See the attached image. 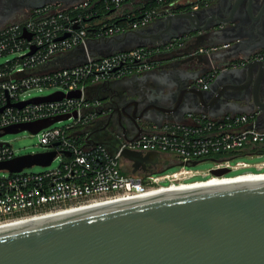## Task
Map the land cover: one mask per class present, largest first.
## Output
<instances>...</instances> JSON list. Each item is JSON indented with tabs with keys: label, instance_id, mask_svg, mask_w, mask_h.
I'll return each mask as SVG.
<instances>
[{
	"label": "built area",
	"instance_id": "1",
	"mask_svg": "<svg viewBox=\"0 0 264 264\" xmlns=\"http://www.w3.org/2000/svg\"><path fill=\"white\" fill-rule=\"evenodd\" d=\"M124 2L83 0L68 8L48 6L36 9L24 22L0 29V131L58 115L70 114L68 120H73L65 127L53 124L37 133L45 151H57L52 161L60 160L57 167L43 172L1 169L9 174L0 175V224L103 199L139 198L155 190L214 177L264 174L263 160L255 165L257 172L230 175L253 166L244 157L264 158V130L256 126L257 111L222 116L207 111L190 112V122L152 123L132 140L123 133L115 134L113 141L93 139L92 125L107 116L111 107L103 98L90 96L89 86L150 72L162 65L160 55L183 46L189 37L184 35L161 44L97 54L94 49L101 46L102 38L141 29L163 16L160 10L152 9L125 26L109 25L100 16L105 10L119 9ZM100 4L101 7L97 6ZM208 5L206 1L205 6ZM25 32L31 39L24 36ZM65 35L68 36L61 39ZM229 45L200 48L197 52L209 53ZM254 58L264 59V51ZM233 66H237L236 62ZM213 77L211 72L204 73L197 83L208 90ZM47 89L54 90L47 95L75 90L81 94L27 103L21 108L16 106L35 98H29L32 90ZM10 102L12 105H8ZM247 124L251 126L244 127ZM55 143L59 145L52 146ZM125 151L142 153L145 169L135 172V161L126 158ZM150 153L157 156L148 157ZM15 157L12 146L3 142L0 163ZM206 160L214 162L211 169H197L200 163L192 165ZM215 170L228 172L219 176ZM196 177L201 179L192 180Z\"/></svg>",
	"mask_w": 264,
	"mask_h": 264
},
{
	"label": "water",
	"instance_id": "2",
	"mask_svg": "<svg viewBox=\"0 0 264 264\" xmlns=\"http://www.w3.org/2000/svg\"><path fill=\"white\" fill-rule=\"evenodd\" d=\"M156 29H131L102 38L100 43L113 52L129 44L134 48L207 34L211 46L230 44L222 51L231 56L232 63L236 59L245 63L232 66L228 62L208 90L199 86L190 70L181 69L183 63L196 62L190 57L171 63L175 79L159 93L152 90L154 96L148 100L123 91L117 101L120 95L116 92L107 103L121 115L133 116L142 106L139 131L121 132L127 139L136 138L152 123L165 122V116L177 111L185 114L189 108L214 116L228 110L257 111L264 118V59L254 58L264 51V0H219L203 8L172 12L159 20ZM24 36L31 39L27 32ZM220 82L223 85L217 89ZM80 94V90L59 91L16 106ZM69 118L70 114L58 115L9 126L0 136L23 130L37 134ZM56 156V150L19 155L0 163V170L20 172L35 164L46 166ZM124 156L135 161V172L145 169L142 153L125 151ZM227 172L214 171L219 176ZM0 264H264V180L220 182L1 226Z\"/></svg>",
	"mask_w": 264,
	"mask_h": 264
},
{
	"label": "crops",
	"instance_id": "3",
	"mask_svg": "<svg viewBox=\"0 0 264 264\" xmlns=\"http://www.w3.org/2000/svg\"><path fill=\"white\" fill-rule=\"evenodd\" d=\"M137 1H140V0L130 1V2L125 3L123 6H121L116 11H113L109 15L105 16L103 18L104 21L114 19L118 16H122L132 11L134 9V3ZM195 1H198V0H178L177 2L172 3L169 7L164 8V13L162 17L154 20L148 26L143 27L141 29H147L153 32H157L156 28H157V24L159 20L163 19V17H165L169 13L179 11L177 9H179L182 6H188L189 7L188 10L195 9V6H197L196 3H195L196 5H194ZM215 1H219V0H210L209 3H213ZM204 6L205 4H203V6H200L199 8H203ZM132 47L133 46L129 44V45H125L122 49L123 50L130 49ZM207 47H212L211 38L207 34L203 35L199 33H194V34H191L187 38L183 46L174 48L170 51L163 53L162 55L159 56V59L162 60V63H163L162 67H167V66L169 67L171 63L173 62L184 61V60L189 59L190 57L195 58L196 62L183 63L182 67L183 68L185 67L186 69L190 70L193 74H195L197 79L204 73H207V72L213 73L214 77L211 82V85H212V83L214 82L218 74L220 73L221 68L224 67L231 60V56L227 55L226 54L227 52L225 53L224 51H222L224 50L225 47H222L220 49L221 51L217 50V52L216 51H211L209 53L197 52L200 48H207ZM95 50L98 51L97 54L100 53L103 55H107V54L115 52V51L112 52V49H105L104 44H102V46H100L98 49H94V51ZM130 77H134V76H130ZM122 80L91 85L88 88V94L90 96L101 97L106 102H108V100L111 97H114L116 95L117 84ZM222 85L223 84L220 82L216 88L219 89L222 87ZM199 110H191V108L187 110L185 109V112H184L185 114H182V116L179 119L166 120V121L190 122L191 118L189 117V113L190 112H201V110L200 111ZM220 112L221 111L219 110V113ZM238 113H250V112H233V111L228 110V111H225L223 114H238ZM248 126L250 127L251 124H247L244 127H248ZM256 126L259 129L264 130V118L259 116L256 120ZM91 135L93 139L97 141L106 142V141L115 140L113 133L110 131L108 115L100 117V119H98L92 125Z\"/></svg>",
	"mask_w": 264,
	"mask_h": 264
},
{
	"label": "flooded vegetation",
	"instance_id": "4",
	"mask_svg": "<svg viewBox=\"0 0 264 264\" xmlns=\"http://www.w3.org/2000/svg\"><path fill=\"white\" fill-rule=\"evenodd\" d=\"M81 1L83 0H0V29L14 23L24 22L29 17V14L36 9L48 6L68 8ZM204 23V20L200 22L201 25ZM231 60L229 61V64L233 66L234 63H232L233 61ZM235 62L237 66L242 63L241 60L237 59ZM162 66L163 63L160 67L155 68L150 72H146L145 74L133 75L134 77L128 76L125 79L123 78V80L121 79L122 81L117 84L116 92L120 95L123 91H130L131 93L137 94L136 98L140 95L141 100L152 98L154 96L153 91H161V89L166 87L176 77L174 71H172V67ZM180 67L182 70H188L185 67L183 68L182 64ZM121 97L123 96L120 95L116 100H121ZM146 104V102L142 103L144 106ZM110 107L111 109L108 111L107 115L111 132L116 131L121 133L125 130V132L127 131L129 134H135L139 131L140 125L143 123L139 118L142 116V106L135 112V115L130 117H126L119 112L114 111L115 106L111 105ZM182 113L183 111H177L170 116H165L164 119H179L182 116ZM152 117H156V115L153 114ZM158 117L160 116L157 115V118ZM162 118L161 115V119Z\"/></svg>",
	"mask_w": 264,
	"mask_h": 264
},
{
	"label": "rangeland",
	"instance_id": "5",
	"mask_svg": "<svg viewBox=\"0 0 264 264\" xmlns=\"http://www.w3.org/2000/svg\"><path fill=\"white\" fill-rule=\"evenodd\" d=\"M11 57H12V55H11ZM59 65L60 64H58L57 66H59ZM53 91L54 90H52V89H47L44 92H40L38 90H32L29 98L41 96V95H47V94L52 93ZM72 122H73V120L67 119V120H63V121L55 123L54 126L65 127V126L71 124ZM0 141L9 143L12 146L16 156L24 155V154H30V153L43 152L46 150V148L44 146L40 145L39 135L34 134L33 132H31L29 130H23V131L18 132V133H7L3 136H0ZM243 159L253 166L248 168V169H242V170H239L237 172L230 173V175L241 174V173H244L246 171L257 172L258 168L255 165L264 160V158H260L257 156H254V157L246 156ZM59 162H60V160L56 159L49 166H43V165L35 164L33 166L26 167L25 171L26 172H43L47 169L57 167ZM213 166H214L213 161L206 160V161L198 164L196 167L199 170H208V169H211ZM2 174L8 175L9 172L5 171V170H0V175H2ZM197 179H201V177H196L192 180H197Z\"/></svg>",
	"mask_w": 264,
	"mask_h": 264
},
{
	"label": "bare ground",
	"instance_id": "6",
	"mask_svg": "<svg viewBox=\"0 0 264 264\" xmlns=\"http://www.w3.org/2000/svg\"><path fill=\"white\" fill-rule=\"evenodd\" d=\"M232 180H264V174H255V175L254 174H244V175L236 176V177H220V178L214 177V178H211V179H208L202 182L193 183V184L174 185L166 189L155 190L151 194H147L145 196L160 194V193H165V192H171V191H176V190H182V189H187V188H193V187H198V186H204V185H209V184H215V183H220V182L232 181ZM129 199H134V197H119V198H114V199H103L100 201H94L92 203H89V204H86L80 207L58 209V210L50 211L44 214L32 215V216L24 217L21 219H16V220H13L7 223H1L0 227L11 225V224H16V223H21V222H26V221H31V220H36L40 218H45L49 216L59 215V214L68 213L72 211L82 210V209L91 208L95 206L129 200Z\"/></svg>",
	"mask_w": 264,
	"mask_h": 264
},
{
	"label": "trees",
	"instance_id": "7",
	"mask_svg": "<svg viewBox=\"0 0 264 264\" xmlns=\"http://www.w3.org/2000/svg\"><path fill=\"white\" fill-rule=\"evenodd\" d=\"M177 0H166V2L164 3H159L157 0H151V1H146V0H140L134 3V9L122 16H118L114 19L111 20H105L106 23H108L109 25H128L131 22H134L136 20H139L141 18V16L143 15L144 12L152 10V9H158L160 10L162 13H164V8L165 7H169L172 3H174ZM203 1H208V0H198L194 2V5H198L203 6V4H205V2ZM130 2V0H125V2L122 4V6L127 3ZM210 2V0H209ZM196 3V4H195ZM99 7H101L102 5H97ZM189 7L188 6H182L180 7L179 11H185L188 10ZM116 11V10H105L101 13V17H105L107 15H109L111 12Z\"/></svg>",
	"mask_w": 264,
	"mask_h": 264
}]
</instances>
